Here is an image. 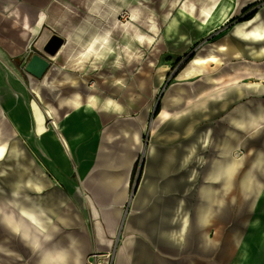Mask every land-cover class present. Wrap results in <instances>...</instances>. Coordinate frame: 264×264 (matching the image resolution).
Returning <instances> with one entry per match:
<instances>
[{"label":"crops","instance_id":"0c3cea01","mask_svg":"<svg viewBox=\"0 0 264 264\" xmlns=\"http://www.w3.org/2000/svg\"><path fill=\"white\" fill-rule=\"evenodd\" d=\"M37 8L29 0H0L4 38L11 20L17 19L32 42L46 21ZM176 11L173 42H166L170 49L183 55L205 43L192 60L197 55L216 60L195 63L190 73L192 60L185 62L182 80L192 85L186 89L178 84L169 93L163 106L169 113L155 127L162 125L163 140L157 136L146 142L140 116L125 117L115 100L106 103L90 92L95 98L76 99L65 109L47 106L55 100L43 102L53 117L41 106L28 116L26 84L0 59V89L6 90L1 116L12 127L0 132L4 200L32 226L50 233L41 246L58 243L65 254L62 264H86L93 252L100 254V264L111 258L113 264H264V194L246 195L238 184L259 152L264 153V54L253 52L264 40L250 41L236 30L239 22L250 21V29L264 25V0H188ZM49 34L43 32L39 42ZM0 47L7 56L15 50L11 43ZM169 104L177 108L175 113ZM242 107L256 111L254 123L247 115L245 126L236 124ZM51 119L59 127L50 125ZM232 132L239 137L232 142V153L243 152L237 156L243 159L241 173L228 190L222 182L214 183L218 192L207 223L199 214L202 188ZM241 217L246 220L238 224ZM231 218L234 226L222 227L220 243L213 244L214 221L225 225ZM236 232L248 246L227 244V236ZM19 248L27 256L0 251L6 257L3 264H42L40 246L22 240Z\"/></svg>","mask_w":264,"mask_h":264},{"label":"rangeland","instance_id":"374dc122","mask_svg":"<svg viewBox=\"0 0 264 264\" xmlns=\"http://www.w3.org/2000/svg\"><path fill=\"white\" fill-rule=\"evenodd\" d=\"M187 1L105 0V3L98 4L96 0H29L39 6L37 15H46L43 27L37 30L32 42L28 40L29 33L25 31L24 25L17 19H12L7 26L9 29L5 30V37L8 39L0 32V45L11 43L15 48L14 52H6L8 56L0 50V59L11 65L26 84L24 111L31 116V110H38L40 106L44 112L47 106L65 109L76 99L86 101L90 96H96L106 103L115 100L123 108L125 117L140 116L146 124L143 135L146 142L155 140L157 136L163 140L162 125L155 127L161 120L164 103L169 102V93L178 84L184 85L186 89L188 85H192L183 82L185 80H182L181 72L187 66V58L205 45L194 46L183 55H178L166 43L173 42L174 36L169 37V26L172 23L173 32L174 20L178 16L176 10L179 6L186 5ZM106 9H112L115 14L108 16V13H104ZM99 14L104 18L100 19ZM96 29L98 37L94 42L95 50L87 52L84 47L87 42L85 39H89L90 33ZM45 31L50 34L39 42ZM54 35H59L63 42L52 53L46 46ZM81 42L84 45L80 46ZM77 49H83L85 54H77ZM69 52L71 55H68ZM17 53L21 55L15 56ZM34 54H39L50 63L42 76H37L28 69V63ZM84 82L88 84L85 85ZM50 83L52 85L49 86ZM5 91L0 89V132L12 128L6 118L1 116L5 109L2 104ZM50 100H55L53 105L50 103L46 106L43 103ZM169 107V111L175 113L177 108L172 104ZM51 124L53 119L50 120ZM237 153V156L243 154L241 151ZM140 169L142 160L138 164L135 180L139 177ZM2 185L5 186V179L0 177V196L5 198L6 192ZM240 197V204L243 206L245 200L243 201L242 195ZM233 221L231 218L225 225L214 221L210 227V231H215L211 237L213 244L220 243L217 239L222 238L219 233L221 228H232ZM228 232L229 230L226 231ZM231 239L233 234L227 236V242ZM21 241V237L3 222L0 214V243L23 258L27 255L24 249L19 248ZM14 255L16 258L17 255ZM4 257L0 253L1 264ZM112 261V258L108 259L106 264H113ZM8 264H12L10 260Z\"/></svg>","mask_w":264,"mask_h":264},{"label":"bare ground","instance_id":"6f19581e","mask_svg":"<svg viewBox=\"0 0 264 264\" xmlns=\"http://www.w3.org/2000/svg\"><path fill=\"white\" fill-rule=\"evenodd\" d=\"M104 1L105 0H96L98 4H100V2L105 3ZM104 13L105 14L108 13V16H109V15H112L114 12L112 11V9L111 10L106 9L104 10ZM100 15L101 14H99V16ZM102 18H104V16H100V19ZM249 23L250 21L239 22L236 28L237 32L246 36L243 38L248 39L250 41H255V39H259V38H262L264 40V25H262L261 27L258 26L255 29H250ZM169 27H170L169 37L173 38L174 31L172 32V29H173L172 23ZM97 32L98 30L96 29V31L94 32L92 31L90 33V38H89L90 40L86 38L89 40V42L88 40L85 39V41H87L85 45L82 42L80 43V46L84 45L85 49L88 50L87 52L95 50L94 42L96 41L98 37ZM104 39H106V36H104ZM103 40H102V43H103ZM77 51H78L77 54H81V53L85 54V52H83V49H77ZM253 52L255 54L256 53L264 54V46L260 50H257V49L255 50L253 48ZM68 55H71V52H69ZM210 59L216 60L214 56H211L210 58H207L201 55L195 56L192 60V66L190 65V67L188 68L186 72H189V73L191 72L193 64L195 63L204 64V63H207L208 60ZM30 69L32 72L34 71L36 73H40L42 70V65L37 59H35L33 61V64L30 65ZM14 74L19 80H21L19 74H17L16 72H14ZM46 113L50 117H53L52 116L53 111H51V108H47ZM168 113L169 112L166 107V110L162 113L161 121L162 119H164V117L168 115ZM240 113H241L240 117L234 118V121L236 122L238 126H242V125L245 126L247 124V121H245L247 120L246 118L247 115H249L250 118L252 119L251 123H254L255 120L253 119H255L256 117L255 116L256 111L248 109L247 107H242ZM243 116L244 118H246L245 120H243ZM53 124L55 126H58V123L54 120H53ZM235 138H239V137H237L236 132H232L231 136L227 137L225 141L223 142V150H221L220 152L221 157L219 156L216 157L214 161V165L212 167V171L207 176L208 183L205 184V186L202 188V201L203 202L199 205V214H200V217L204 220V222H207V223L211 222L213 204L215 203V199L217 197V192H218L214 183L222 182L223 185H225L226 189L228 190L229 188H231L232 184L236 181V179L240 176L243 159L238 158L236 154L232 153V150H231L233 147L232 142ZM4 152H5V144L4 145L0 144V157L4 155ZM249 152L252 153V151H249ZM253 162H254L253 163L254 167L244 172L243 176L240 178V180H238L239 181L238 184H240L239 185L240 190L242 192H245L246 195L260 197V195L264 194V183L262 180H260L258 176V168L260 167L261 169H259V171L264 173V165H263L264 164V153L259 152V154L256 156ZM225 205L226 204H223V207H225ZM0 214L3 219V222L8 225V227L12 230L14 234L19 235L21 239L24 240L25 243L32 244L35 247L40 246V249H42V254H43L42 264H62L65 254L60 249L61 247L59 246L58 243H54V245L45 246V247L41 246V244H43V241L45 242V240L46 241L50 240V237H49L50 233L42 230L40 227H36L35 225L32 226L31 223H29L26 220L24 213L18 214L14 209L10 208L7 205L6 200H4V198L1 196H0ZM245 220L246 219H243L241 217L238 221V224L240 222L243 223V221ZM236 233L237 234L233 235V239H231L227 243L229 245L231 244L233 247H236L238 244H240V246H242V244H244L243 246L245 247L248 246L247 241L243 238L244 237L243 234L240 232H236ZM258 234L259 232L256 233V235ZM234 238H235V241H233ZM0 251L4 252L6 255L14 254L13 249L8 248L2 245L1 243H0Z\"/></svg>","mask_w":264,"mask_h":264},{"label":"water","instance_id":"95a60500","mask_svg":"<svg viewBox=\"0 0 264 264\" xmlns=\"http://www.w3.org/2000/svg\"><path fill=\"white\" fill-rule=\"evenodd\" d=\"M62 42H63V39L59 36V35H54L49 41H48V44H47V50L52 52V53H55L59 48L60 46L62 45ZM37 59L41 65H42V70L40 73H36V72H32L31 69H30V65L33 64V61ZM28 69L29 71H31L32 73L36 74L37 76H42L44 74V72L47 70V68L49 67L50 63L45 59L43 58L42 56H40L39 54H34L32 59L29 61L28 63ZM245 226V224H243V227Z\"/></svg>","mask_w":264,"mask_h":264},{"label":"built area","instance_id":"2783aa9c","mask_svg":"<svg viewBox=\"0 0 264 264\" xmlns=\"http://www.w3.org/2000/svg\"><path fill=\"white\" fill-rule=\"evenodd\" d=\"M100 257L99 253L93 252L90 257L88 258L86 264H100V262L98 261Z\"/></svg>","mask_w":264,"mask_h":264},{"label":"trees","instance_id":"16d2710c","mask_svg":"<svg viewBox=\"0 0 264 264\" xmlns=\"http://www.w3.org/2000/svg\"><path fill=\"white\" fill-rule=\"evenodd\" d=\"M254 5H255V4H254ZM253 7H254V6H250V7H249V10L252 9ZM253 16H254V15H253V12H252V13L248 14L245 18H246V19H250V18H252ZM236 20H237V18H234V19L231 20V22H234V21H236ZM192 57H193V55H192L191 57L189 56V57L187 58V59H188L187 62L190 61V60H192ZM137 167H138V165L135 167V170H134V172H135V176H136V173H137V172H136Z\"/></svg>","mask_w":264,"mask_h":264}]
</instances>
